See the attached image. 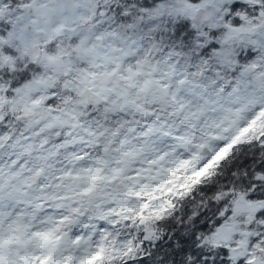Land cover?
Returning <instances> with one entry per match:
<instances>
[{
    "label": "snow or ice",
    "instance_id": "obj_1",
    "mask_svg": "<svg viewBox=\"0 0 264 264\" xmlns=\"http://www.w3.org/2000/svg\"><path fill=\"white\" fill-rule=\"evenodd\" d=\"M0 264H264V0H0Z\"/></svg>",
    "mask_w": 264,
    "mask_h": 264
}]
</instances>
